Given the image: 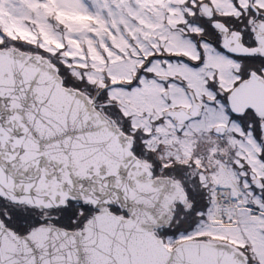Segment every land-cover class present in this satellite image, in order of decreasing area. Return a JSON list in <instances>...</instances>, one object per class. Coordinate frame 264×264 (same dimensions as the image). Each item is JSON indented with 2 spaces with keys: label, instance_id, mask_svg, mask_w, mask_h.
Returning a JSON list of instances; mask_svg holds the SVG:
<instances>
[{
  "label": "snow or ice",
  "instance_id": "1",
  "mask_svg": "<svg viewBox=\"0 0 264 264\" xmlns=\"http://www.w3.org/2000/svg\"><path fill=\"white\" fill-rule=\"evenodd\" d=\"M0 264H264V0H0Z\"/></svg>",
  "mask_w": 264,
  "mask_h": 264
}]
</instances>
